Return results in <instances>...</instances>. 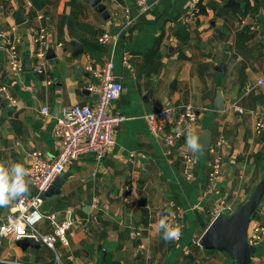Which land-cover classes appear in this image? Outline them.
Here are the masks:
<instances>
[{"label":"crops","instance_id":"1","mask_svg":"<svg viewBox=\"0 0 264 264\" xmlns=\"http://www.w3.org/2000/svg\"><path fill=\"white\" fill-rule=\"evenodd\" d=\"M145 1L151 7L139 14L138 0H102L104 17L87 0H0V30L18 39L22 61L21 73L11 75L8 41H0V85L16 100L11 106L0 94V162L27 169L34 151L54 160L62 147V106H95L86 87L110 61L123 91L109 114L124 117L106 158L87 153L71 161L59 193L43 202L44 213L74 222L69 243L58 242L55 253L8 237L0 240V257L27 264H57L56 254L60 264H264V239L242 259L198 243L223 212L232 216L239 204L264 196V130L256 129L264 119V0H203L194 17L191 0ZM127 11L138 17L122 33ZM43 29L48 46L40 74L36 37ZM105 32L121 38L101 43ZM177 104L198 109L193 130L203 145L209 142V152L203 147L194 155L186 138L168 147L150 134L145 115ZM216 153L224 159L222 178L210 191ZM26 180L30 196L34 188ZM128 188L135 194L127 200ZM16 201L0 207V221ZM164 216L181 224L179 238L157 230ZM262 221L264 205L251 218L248 243ZM38 228L53 231L47 218Z\"/></svg>","mask_w":264,"mask_h":264},{"label":"built area","instance_id":"2","mask_svg":"<svg viewBox=\"0 0 264 264\" xmlns=\"http://www.w3.org/2000/svg\"><path fill=\"white\" fill-rule=\"evenodd\" d=\"M203 0H191V9L188 12L189 17H194L200 12V5ZM140 13H145L151 5L145 0H138ZM138 17V16H137ZM137 17H131L127 11V22L122 28V33L136 20ZM121 38V33L112 35L105 32L100 35L101 43H113L114 45ZM8 41V51L10 52L9 73L18 76L22 71V61L19 51L18 39L12 38V31L0 30V41ZM36 41L38 50L36 52L37 65L34 70L37 73L45 74V61L47 55L48 41L46 30H40ZM127 63V60H124ZM115 64L110 61L100 70L94 73L98 80L92 82L86 87L87 90L98 99L95 106L81 104H67L62 106L61 114L57 119V134L61 141V150L57 157L50 161L45 158L40 151H34L30 154V166L27 168L34 192L30 196H24L18 199L15 206L4 221H0V240L11 237L15 241L31 239L45 244L56 252L58 242L67 245V231L74 224L72 220H58L55 214L44 213L42 205L43 196L46 194L54 181L64 174L67 166L73 160L78 159L84 154L93 153L98 160L106 158L116 144L114 133L116 128L124 121L121 115H111L109 110L112 102L117 100L123 91V86L119 78L114 74ZM50 83V81H48ZM0 94L6 102L15 106L16 100L11 96L7 87L0 85ZM237 110L241 111L237 106ZM43 114H48L47 107L42 108ZM150 134L156 139H163L168 147L174 145L186 138L187 130L195 127L198 120V109L191 104H177L163 109H159L145 115ZM169 129L167 130V128ZM256 129L264 130V119L260 118L256 124ZM167 130V131H166ZM187 162H193L191 156L186 157ZM224 159L221 155L215 154L212 163V169L209 176V190L213 191L218 187L222 178V167ZM191 179V176L187 177ZM127 200L135 194L131 188L127 189ZM49 219L53 225L51 233H43L38 228L39 224L45 219ZM173 226L181 224L179 222ZM182 231V229H181ZM140 231L132 233L136 239ZM181 236V235H180ZM179 236V237H180ZM264 239V221L256 223L250 232L249 243L251 245ZM200 244V241L198 242ZM57 264H60V257L56 254ZM0 264H27L19 260L6 259L0 257Z\"/></svg>","mask_w":264,"mask_h":264},{"label":"water","instance_id":"3","mask_svg":"<svg viewBox=\"0 0 264 264\" xmlns=\"http://www.w3.org/2000/svg\"><path fill=\"white\" fill-rule=\"evenodd\" d=\"M102 0H87L89 4L94 6L97 11L101 12L104 17H109L106 6L101 2ZM78 48L80 44L75 43ZM98 99V95H95ZM204 148L209 152L210 145L207 142ZM62 177L59 176L49 189L44 194L43 199L46 200L51 194L59 193L58 189L62 184ZM264 196L259 202L241 203L235 209V213L231 216L230 212L226 210L221 217H217L205 235L201 238L200 244L206 248H223L232 253L237 259H242L246 254H251L253 251L252 245L248 243V229L253 214L263 208ZM27 240V239H23ZM31 240V239H30ZM33 241V240H32Z\"/></svg>","mask_w":264,"mask_h":264},{"label":"clouds","instance_id":"4","mask_svg":"<svg viewBox=\"0 0 264 264\" xmlns=\"http://www.w3.org/2000/svg\"><path fill=\"white\" fill-rule=\"evenodd\" d=\"M186 146L194 155L203 150L201 137L192 129L187 130ZM28 170L20 163L6 166L0 162V207H7L29 192L26 177ZM157 230L163 232L165 238L175 239L181 235V227L173 226L167 222V216L162 217L157 225Z\"/></svg>","mask_w":264,"mask_h":264}]
</instances>
